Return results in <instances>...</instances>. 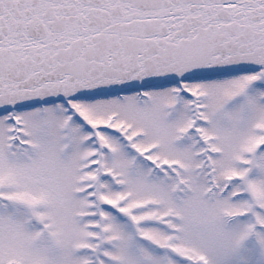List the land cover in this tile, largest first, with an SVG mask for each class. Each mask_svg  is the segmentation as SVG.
Returning a JSON list of instances; mask_svg holds the SVG:
<instances>
[{
  "label": "snow or ice",
  "instance_id": "6c2138e0",
  "mask_svg": "<svg viewBox=\"0 0 264 264\" xmlns=\"http://www.w3.org/2000/svg\"><path fill=\"white\" fill-rule=\"evenodd\" d=\"M0 264H264V0H0Z\"/></svg>",
  "mask_w": 264,
  "mask_h": 264
}]
</instances>
